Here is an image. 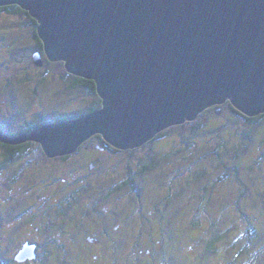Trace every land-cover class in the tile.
<instances>
[{
    "label": "rangeland",
    "instance_id": "rangeland-1",
    "mask_svg": "<svg viewBox=\"0 0 264 264\" xmlns=\"http://www.w3.org/2000/svg\"><path fill=\"white\" fill-rule=\"evenodd\" d=\"M35 27L24 14L0 10L2 132L16 133L37 117L73 118L101 108L95 93L71 89L77 77L66 71L65 61L46 60ZM36 52L40 67L32 62ZM158 135L130 152L102 153L103 174L90 181L94 168L87 170L86 161L97 153L87 149L100 146L96 138L66 159L46 158L32 145L4 162L0 149V264L24 242L41 246L39 256H46L38 264H88L82 238L94 231L105 239L118 221L131 223L130 232L121 228L130 236L156 232L174 262L218 236L220 243L208 246L214 257H230L228 245L239 236L237 244L246 243L264 262V120L247 124L226 101ZM143 166L147 171L140 174ZM130 180L132 190L122 185ZM106 193L102 203L94 201ZM185 240L191 253L187 244L180 250Z\"/></svg>",
    "mask_w": 264,
    "mask_h": 264
},
{
    "label": "water",
    "instance_id": "water-1",
    "mask_svg": "<svg viewBox=\"0 0 264 264\" xmlns=\"http://www.w3.org/2000/svg\"><path fill=\"white\" fill-rule=\"evenodd\" d=\"M36 23L47 61L92 81L101 108L0 143H38L47 158L93 136L124 151L228 101L264 114V0H0ZM41 66L39 53L32 55ZM216 109L215 115H219ZM34 258L24 245L16 261Z\"/></svg>",
    "mask_w": 264,
    "mask_h": 264
},
{
    "label": "flooded vegetation",
    "instance_id": "flooded-vegetation-1",
    "mask_svg": "<svg viewBox=\"0 0 264 264\" xmlns=\"http://www.w3.org/2000/svg\"><path fill=\"white\" fill-rule=\"evenodd\" d=\"M5 12L9 13V11H5ZM12 13H14V12H12ZM25 16L29 20L32 19L27 13ZM37 43H38V41H37ZM40 43L42 46L41 41H40ZM37 45L39 48V43ZM228 106L230 109L231 107H230L229 103H228ZM212 108H214V107H210L206 111H208ZM213 111H216V109ZM75 118L76 117H73L72 119H75ZM36 119L37 120L34 123L45 121L44 119H40L38 117ZM57 122H59V121H57ZM34 123H31L30 126ZM27 127H28V125L23 127L20 131H18L16 133L2 132L0 130V135L7 137V138H16V137L21 136L23 134H30V133L40 129V128H38L32 132L21 133L20 135L18 134L22 130L27 129ZM92 138H96L99 141L100 146H95V147H91L90 149L89 148L87 149V150H91V151H94L97 153V156H93V157L89 158L88 161H86V162H88V164L85 166L87 170L90 171V169L92 167L94 168V172L92 173V174H94V176L90 177L88 179L89 181L95 179L96 175L100 177L103 174L102 170L100 169L102 167L101 166L102 163H99L100 162V155H104L102 153L108 154L110 152H113V153L121 152L119 150H115V149L109 147L108 145H106L103 142V140L100 141L101 137L98 135L93 136ZM90 140H91V138L89 140H87L86 143H88ZM29 143L31 145L25 149L24 148H18L19 149L18 152H15V149L11 150V149H6L3 147V146L16 147V146H21L24 144H29ZM84 144H85V142L81 146H79L75 152H77L80 147L83 148ZM32 145H37L41 149L40 145L38 143H34V142H24V143H21L19 145H8L5 143H0V149H2V151H3V161L4 162L13 161L18 155L26 152L29 149V147H31ZM124 151L130 152V151H132V149L124 150ZM75 152H73L72 154H74ZM41 153L45 156L42 149H41ZM9 154H10V156H12V158H8ZM72 154H70V155H72ZM70 155L63 156V157H56V158L66 159ZM145 167H147V166L140 167L138 172L140 174H143L144 172H146L147 169L143 172H140V170H142ZM122 185L125 188H128L129 190H132L134 188V184H132V180L124 182ZM106 196H107V193L105 194V196L103 198H102V196L101 197L99 196L94 201L102 203V201L104 200V198ZM83 209L88 210L90 208H83ZM91 210H95L94 212H97L98 215H100L101 212L103 211V210L98 211L96 209H91ZM123 227H125L124 229L128 228L127 231H129V232L131 231V223L127 224V226H126L125 224H121L118 221L117 225H115V226L113 225L111 235H105V237H106L105 239L100 238L99 235H97V233H95L94 231H90L85 237L82 238L83 248H84L82 251L83 252L82 255L84 258L87 259L88 264H167V261L169 262V264H238V263L242 264L241 262H238L240 259L245 260V262L243 264H264V262L260 263L258 260L259 252L257 253V251H255L253 249L250 250L249 248H247L246 243L243 246L237 244V239L239 238V236L235 237L236 244H233L231 246L228 245V247H230L234 250V253H232V255L230 257H227V258H224V256L221 255L219 252H217L216 257H214V255H211L209 252V247H208L209 243L219 244L221 239H222L221 236H218L213 240V241H215V243L213 241L205 240L206 242L204 244H201L200 249H193V251H195V253H191V250H189V248H188L189 243L187 242V240H185L184 243L182 244V247L180 250L182 253L187 251V253L190 252L191 254H190V256H188V255L185 256V259H183V256H178L177 257L178 261L174 262L172 260L173 257H170V258L168 257L171 253H167L168 252L167 245L164 244L162 239L158 238V234L156 232L150 233L149 231L146 230L147 233L144 237L140 236V234L139 235L133 234V236H130V235H128L129 233H125L124 229H121ZM144 232H145V230H144ZM48 240H50V239H48ZM29 242H32V241H29ZM185 244H187V246ZM19 245H20V243H19ZM24 245H29V246L33 247L34 258H32L31 260L26 259L24 262H18V261H16V257L18 255V253L22 250ZM183 245L186 246L185 251L183 250ZM13 246H14L13 243H11V244H9L8 248L11 250L10 247H13ZM5 247H7V244ZM62 247H63V243L60 242L58 244L57 248H62ZM40 249H41V246L38 247V245H36L34 243L24 242L19 246V248L15 249L17 251L14 250L15 252H11L12 255L10 258H8L7 264H38V262H40V260H41V262H43L44 261L43 258H45L46 254H44L42 257H40L39 256L41 253ZM249 251H250V254H248ZM202 253L203 254L206 253L207 255L203 256ZM56 260H57V263L59 264V260L58 259H56Z\"/></svg>",
    "mask_w": 264,
    "mask_h": 264
},
{
    "label": "trees",
    "instance_id": "trees-1",
    "mask_svg": "<svg viewBox=\"0 0 264 264\" xmlns=\"http://www.w3.org/2000/svg\"><path fill=\"white\" fill-rule=\"evenodd\" d=\"M0 10L2 11H9V12H19L21 14H25L26 13L24 11H22L21 9H19L17 6H6V7H0ZM31 23H33L34 25H36L35 21L33 19L30 20ZM36 28V27H35ZM34 36H35V39L38 41L39 43V50L42 51V46H41V43L37 37V34L34 33ZM70 85H71V89H75V88H84L86 89L89 93H92L94 94L95 93V84L92 82V81H89V80H85L83 78H73L70 82ZM93 111H96L95 109L93 108H88L85 112H83L82 114H80L79 116H77L78 118L79 117H82V116H85ZM230 111L231 113H233L235 116L237 117H240L242 118L243 120H245L247 122V124H255L257 123L258 121H261V120H264V114H261V115H258L256 117H253V118H246L244 117L243 115L239 114L237 111H235L234 109L230 108ZM76 117V118H77ZM72 118L70 117H61V118H53L51 120H47V121H44V122H36L34 124H32L31 126L28 125L27 129L25 130H22L21 132H19L18 134L20 135L21 133H27V132H32L38 128H41L45 125H48V124H51V123H54V122H57V121H63V120H70ZM160 137V135H156L155 138H158ZM100 139V138H99ZM102 139H100L101 141ZM31 144H24V145H21V146H16V147H10V146H3L4 148L6 149H15V152H18V148H27L28 146H30ZM22 150V149H21ZM9 157L8 158H12V156H10V154L8 155ZM147 169V167L143 168L142 170H140V172H143Z\"/></svg>",
    "mask_w": 264,
    "mask_h": 264
}]
</instances>
